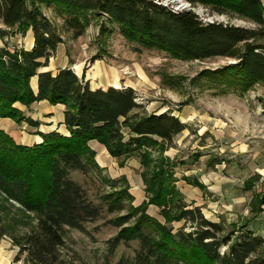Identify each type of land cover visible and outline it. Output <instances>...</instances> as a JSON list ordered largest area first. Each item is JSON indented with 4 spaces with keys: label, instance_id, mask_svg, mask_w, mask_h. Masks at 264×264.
Instances as JSON below:
<instances>
[{
    "label": "trees",
    "instance_id": "trees-1",
    "mask_svg": "<svg viewBox=\"0 0 264 264\" xmlns=\"http://www.w3.org/2000/svg\"><path fill=\"white\" fill-rule=\"evenodd\" d=\"M182 1L237 16L261 29L204 22L190 10L171 9L153 0H0L2 24L22 34L32 30L34 35L29 50L0 47V119L40 128L41 123L24 116L16 104L28 108L47 101L65 107L67 130L66 134L38 132L42 142L32 146L17 144L0 130V245L9 238L18 248L15 263L23 258L25 264H72L62 254L66 230L87 234L85 225L102 213L70 179L71 172L103 171L91 146L96 142L113 159L139 160L148 197L134 206L125 178H104L111 191L102 200L109 213L118 214L109 222L118 229L108 241L109 255L122 243L140 244L133 258L121 257L117 264H264V237L245 225L229 229L223 222L208 220L201 207L186 203L176 186L177 163L165 153L189 128L178 116L171 111L148 114L132 88L92 89L70 68L40 72L63 44L59 29L43 11L52 9L74 38L106 17L127 41L142 49L183 61L235 60L216 70H203L192 81L206 80L222 94H243L264 83V46L256 44L264 38L262 1ZM106 25L101 23L102 36L110 32ZM34 77L36 92L31 84ZM182 179L204 189L196 178ZM10 204L17 206V214L9 212ZM151 205L159 208L164 222L148 213ZM251 208L262 212L264 192ZM173 223L183 227L174 233L168 226Z\"/></svg>",
    "mask_w": 264,
    "mask_h": 264
},
{
    "label": "rangeland",
    "instance_id": "rangeland-1",
    "mask_svg": "<svg viewBox=\"0 0 264 264\" xmlns=\"http://www.w3.org/2000/svg\"><path fill=\"white\" fill-rule=\"evenodd\" d=\"M153 1L171 9L181 7L176 0ZM261 1L264 13V0ZM189 9L202 21L261 29L250 21L229 14L212 13L203 6H191ZM43 11L59 29L63 44L50 58L48 67L40 72L56 73L61 68H70L80 78L84 77L92 89L114 86L119 89L132 88L148 114L173 112L181 121L187 122L190 138L180 147V153L175 158H169L177 163L175 176L184 188L194 186L186 183L183 177L196 178L200 182L204 180V183L201 182L204 189H198L203 192L201 209L205 217L210 221L223 222L229 229L244 226L248 218L258 219L264 227V208L260 213L252 212L251 208V204H255L256 198L264 192V83L243 94H222L206 80L192 81L203 70H216L236 63L235 60L213 58L183 61L164 52L145 50L127 41L116 25L107 23L106 17L94 21L83 36L74 38L72 32L63 29L62 19L52 9ZM102 22H106L110 31L106 36L101 34ZM30 31L22 34L16 29H8L0 21V47L29 50ZM256 44L264 46V38ZM51 107H54L50 110L55 116L62 112V107ZM37 108L36 112L42 114L43 105ZM26 113L23 112L24 116ZM47 117L43 116V120ZM11 121L13 123L10 125L0 123V130L17 144H31L30 136L34 133L29 128L32 127L25 122ZM181 136L175 137L174 142L180 140ZM109 161L107 169L102 168L101 173H70V179L79 184L88 199L102 210L97 220L85 225L87 234L66 230V247L62 249V254L72 264H117L121 257L133 258L140 248L138 241L122 243L113 256L109 255L108 241L118 232L109 222L118 214L109 213L102 200V196L111 191L104 178H125L135 197L134 206L148 199L142 179L143 169L137 158L123 162L116 159ZM196 167L203 171L204 177L201 179L184 174ZM178 182L176 186L180 191ZM15 208L16 205L10 204L8 210L11 214H17ZM148 213L164 222L158 207L149 206ZM168 226L176 233L183 223ZM186 231L191 230L186 228ZM18 251L9 238L2 240L0 264H4L5 258L9 264H25L23 258L15 263Z\"/></svg>",
    "mask_w": 264,
    "mask_h": 264
},
{
    "label": "crops",
    "instance_id": "crops-1",
    "mask_svg": "<svg viewBox=\"0 0 264 264\" xmlns=\"http://www.w3.org/2000/svg\"><path fill=\"white\" fill-rule=\"evenodd\" d=\"M30 32H31V45H30V49H31L33 47V44H34V35H33L32 30ZM42 72H44V71H42ZM31 84H32L34 91L36 92L37 90H35L34 85L37 86V77L32 78ZM38 105H43L44 109L41 111V112H43L42 114H38L36 112L38 109L37 108ZM16 107L19 108L23 112L27 111V113H26L27 117L32 118L34 121H38L41 123L40 128H34V129L29 128V129H31V133H34L32 136H30L31 138L29 141L31 144H23V145L32 146L34 144L41 143L42 138L39 135H36L38 132L49 133L52 131H58V132L63 133V134L67 133L66 127L63 125L64 111H65L64 106H62V105L55 106V107H62V112H60L56 116L50 110V109H53L54 107L52 108L47 101L35 103L32 106H30L29 108L22 106L20 104H16ZM43 116H48V117L45 118V120H43L44 119ZM183 122L187 124V122H185V121H183ZM0 123H2V125H4V124L10 125L13 122L9 119H0ZM178 136H181L180 140L175 141L174 147L169 149V151H167L165 153V155L170 157L171 159L175 158L176 155H178L180 153V147L182 145H184L185 142H187L188 138H190V137H188V136H190L188 129H186L184 132H182V134H180ZM91 146L97 153L96 160H97L99 166L103 169H107L108 164L110 162L109 160L112 161L114 159L108 154L107 150L103 146H101L100 144H98L96 142H92ZM184 174H186L187 176L192 175V176H195L199 179L204 177L202 169H199L197 167L196 168H190L189 170L184 172ZM201 182L204 183V180L203 181L201 180ZM180 183L181 182H178V186L180 187V191L184 195V199H185L186 203L191 204L194 207H202L201 203L204 201L203 192L198 188H194V187H191L188 185L186 186L187 188H184ZM137 186H139V185H137ZM208 190H210V189L208 188ZM246 214H247V212H246ZM243 225H246L248 230L253 231L257 235L264 237V227H262V224L260 223V221L258 219L248 218L247 222L243 223ZM4 264H9L8 261L6 260V258H5Z\"/></svg>",
    "mask_w": 264,
    "mask_h": 264
},
{
    "label": "built area",
    "instance_id": "built-area-1",
    "mask_svg": "<svg viewBox=\"0 0 264 264\" xmlns=\"http://www.w3.org/2000/svg\"><path fill=\"white\" fill-rule=\"evenodd\" d=\"M178 2V0H176ZM179 3V2H178ZM191 7V4L186 3L185 5H181L178 9L175 8V10H180V9H189ZM204 22H209V21H204ZM213 21H210L209 23H212Z\"/></svg>",
    "mask_w": 264,
    "mask_h": 264
},
{
    "label": "bare ground",
    "instance_id": "bare-ground-1",
    "mask_svg": "<svg viewBox=\"0 0 264 264\" xmlns=\"http://www.w3.org/2000/svg\"><path fill=\"white\" fill-rule=\"evenodd\" d=\"M178 2L181 4V5H185L186 3H184L182 0H178ZM184 3V4H183Z\"/></svg>",
    "mask_w": 264,
    "mask_h": 264
},
{
    "label": "water",
    "instance_id": "water-1",
    "mask_svg": "<svg viewBox=\"0 0 264 264\" xmlns=\"http://www.w3.org/2000/svg\"><path fill=\"white\" fill-rule=\"evenodd\" d=\"M188 10H190V9H188Z\"/></svg>",
    "mask_w": 264,
    "mask_h": 264
}]
</instances>
